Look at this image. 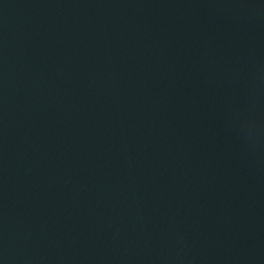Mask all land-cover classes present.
Returning a JSON list of instances; mask_svg holds the SVG:
<instances>
[{
  "label": "water",
  "instance_id": "water-1",
  "mask_svg": "<svg viewBox=\"0 0 264 264\" xmlns=\"http://www.w3.org/2000/svg\"><path fill=\"white\" fill-rule=\"evenodd\" d=\"M0 264H264V0H0Z\"/></svg>",
  "mask_w": 264,
  "mask_h": 264
}]
</instances>
